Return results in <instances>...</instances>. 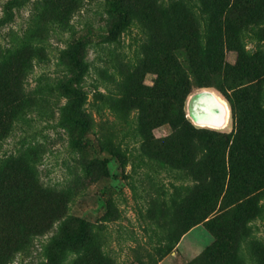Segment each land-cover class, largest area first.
Here are the masks:
<instances>
[{
    "label": "rangeland",
    "instance_id": "1",
    "mask_svg": "<svg viewBox=\"0 0 264 264\" xmlns=\"http://www.w3.org/2000/svg\"><path fill=\"white\" fill-rule=\"evenodd\" d=\"M0 110V264H264V0H0Z\"/></svg>",
    "mask_w": 264,
    "mask_h": 264
},
{
    "label": "trees",
    "instance_id": "2",
    "mask_svg": "<svg viewBox=\"0 0 264 264\" xmlns=\"http://www.w3.org/2000/svg\"><path fill=\"white\" fill-rule=\"evenodd\" d=\"M72 57H73V59H74V52H72ZM77 60V59H76ZM77 63L78 64H81L79 61H77ZM176 65H178V66H181V63L180 62H176L175 63V67H176ZM13 76H17L18 75V71H16L15 70V73L14 74H12ZM174 91H175V93L177 94V96H178V100H179V102H181V100H182V97L184 96V92H182V90L178 87H174V88H172ZM228 99H229V101H230V103H231V105H232V108L235 110V108H237L238 109V106L237 105H235L234 103V100L232 99V98H230V97H228ZM1 111L2 110H0V120L2 119V114H1ZM236 111V110H235ZM238 111H239V109H238ZM233 147V146H232ZM206 218H208V217H206ZM219 218V215H215V216H213V217H211V218H208L207 220H206V222H207V224L209 225V227H210V229H212V231H214V233H215V235H216V237H217V240H216V242L214 243V244H212V245H210L209 247H207L206 248V253L207 254H213L214 252H215V248L218 246V242H219V238L221 237V235L219 234V232L217 231V228H216V222H217V219Z\"/></svg>",
    "mask_w": 264,
    "mask_h": 264
},
{
    "label": "water",
    "instance_id": "3",
    "mask_svg": "<svg viewBox=\"0 0 264 264\" xmlns=\"http://www.w3.org/2000/svg\"><path fill=\"white\" fill-rule=\"evenodd\" d=\"M214 99L217 100V103L220 106L221 109V115H218V119H213L212 114H213V104H214ZM202 108L205 111V115L207 118H209L210 122H212L213 124L216 125H221L224 123L225 118H226V107L224 104H222V102H220V100H218V98L216 97V94L213 93V97L211 99L208 100V102L204 105H202ZM200 117V116H198Z\"/></svg>",
    "mask_w": 264,
    "mask_h": 264
},
{
    "label": "bare ground",
    "instance_id": "4",
    "mask_svg": "<svg viewBox=\"0 0 264 264\" xmlns=\"http://www.w3.org/2000/svg\"><path fill=\"white\" fill-rule=\"evenodd\" d=\"M215 94V93H214ZM217 97V96H216ZM218 98V97H217ZM218 100H220L219 98H218ZM220 102H222V104H224L225 105V107H226V113H227V110H228V106H227V103L224 101V100H220ZM226 118H227V114H226ZM226 118H225V121L224 122H226Z\"/></svg>",
    "mask_w": 264,
    "mask_h": 264
}]
</instances>
